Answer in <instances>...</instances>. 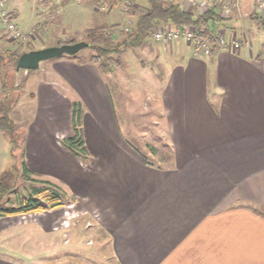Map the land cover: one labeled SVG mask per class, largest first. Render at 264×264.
Masks as SVG:
<instances>
[{"label": "crops", "instance_id": "crops-1", "mask_svg": "<svg viewBox=\"0 0 264 264\" xmlns=\"http://www.w3.org/2000/svg\"><path fill=\"white\" fill-rule=\"evenodd\" d=\"M134 2L138 11L146 9ZM6 3L19 28L28 13L24 31L44 26L43 35L51 38L60 29L110 27L116 17L134 22L120 4L100 13L88 0H31L29 8L18 0ZM75 18L86 22L75 24ZM173 48L164 52L178 63L157 99L168 167L153 165L127 137L106 76L90 57L60 60L35 74L33 118L22 127L24 160L75 198L36 215L44 228L49 224L50 235L74 227L80 230L71 240L84 233L87 244L96 238L98 261L108 251L119 264H264V44L238 53L217 47L202 57L184 41ZM74 102L84 110L82 128L93 157L88 165L62 145L71 135ZM6 138L0 129V174ZM10 261L0 258V264H16Z\"/></svg>", "mask_w": 264, "mask_h": 264}, {"label": "rangeland", "instance_id": "rangeland-1", "mask_svg": "<svg viewBox=\"0 0 264 264\" xmlns=\"http://www.w3.org/2000/svg\"><path fill=\"white\" fill-rule=\"evenodd\" d=\"M18 1L23 2L25 7L29 8L31 0ZM177 1L181 2L187 9L195 8L184 4L181 0ZM74 2L75 4H83L87 0H74ZM89 2L91 1L88 0ZM140 2L143 6H147V0H140ZM260 4L262 3L259 0H249V2L243 3L235 0L226 4H215L220 11L223 8L230 7L229 15L226 18L228 22L224 25L223 29H220V34H225L226 38L235 39L236 42H239L241 50H250L255 45L264 44V10L259 12ZM114 5L119 6L117 3ZM112 7L113 5L109 6V9L105 12L96 9L100 13H108ZM119 7L120 10H124L123 4H120ZM28 16L29 14L27 13L26 17H23L24 22L20 26L21 31L27 34L29 32L24 31V29L29 25ZM45 21L43 20V22ZM19 22L22 24L21 19ZM73 22L75 24H82L86 22V19L75 18ZM110 24L111 26H120L116 32L114 31L115 38L119 41L124 39L126 33L130 32L132 28V25L122 17L112 19V23ZM44 29L46 28L42 26V29L30 31V33L33 32V35L25 43L17 40L14 41L0 26V54L7 49L15 51L17 54H24L29 48L40 50L52 47L51 43L53 46H57L59 42L74 41L77 43L87 41L86 32L82 30L74 31V29L73 32H63L61 29L55 30L54 32L56 33L51 38L49 34L43 35ZM121 31H123L122 34ZM173 45L177 49V42L173 44H160L153 38L140 51L132 49L124 53L122 56L123 67L105 78L113 97L117 118L123 124V130L127 127V131H129L127 132V137L131 139L133 145L138 147L140 151L149 154L148 159L153 165L161 168L169 166L170 151L160 133L161 109L157 99L161 92L163 81L168 78L172 71L171 69L178 63L176 59L172 63V58L167 60L169 54L164 52L167 46ZM189 46L192 47V45ZM91 55L92 52L89 49H85L76 55V57L83 60L91 57ZM60 60L76 62L74 57L65 56L42 62L40 68L36 71H15L8 64H5L0 70V105H10L9 115L15 122L16 127L18 126L17 136L19 145L18 150L12 156L11 144L8 138H6L4 150H6L7 158L3 160L6 161L5 170L12 166L18 169L17 192L23 195L25 194L23 187L28 185V183L23 180V177H20L21 166L24 160L22 155L24 151V131L22 127L27 126L33 118V114H31L33 111L31 110L32 101L29 97L32 91V80L35 74H41L40 72L44 67L50 66V64H54ZM165 66L167 68L170 67L169 71ZM6 90H9L10 93ZM147 145H149V148H147ZM33 178L45 180L36 174L33 175ZM55 184L61 186L68 193L65 186L59 183ZM68 196L69 199H73L75 202V198L70 193H68ZM39 218L36 214H30L5 218L11 220L0 219V258H10V262L16 264H119L117 260L113 261L111 259V254L108 251L106 252L105 260L98 261L96 257L102 253L101 247L95 241L96 238H92L93 240H90L87 244L90 238L87 233H84L82 238L71 240V233L80 230V228L63 229L57 234L53 233L50 235L49 228H47L49 224L47 223V227L44 228ZM73 224L74 226H78L79 223H70L71 226ZM65 231L69 236H64Z\"/></svg>", "mask_w": 264, "mask_h": 264}, {"label": "trees", "instance_id": "trees-1", "mask_svg": "<svg viewBox=\"0 0 264 264\" xmlns=\"http://www.w3.org/2000/svg\"><path fill=\"white\" fill-rule=\"evenodd\" d=\"M134 1L132 0L133 3H135ZM127 15L134 22L130 32H127L124 39L120 41L115 38V32L120 26H100L86 31V42L90 45L88 49L92 52L89 62L97 66L104 76L112 75L123 67V54L132 49L138 51L143 49L147 42L153 40L154 33L159 27L167 26L180 31L195 29L198 31V37L210 39L213 50H216L220 29H223L228 22V19L221 16V11L216 6L201 13L198 8H185L177 0H147L145 10L138 11L131 8ZM11 20L15 22L12 17ZM74 43V41L59 42L57 46ZM30 51L33 49L29 48L27 52ZM22 54H17L9 49L5 50L0 54V70L5 64H8L17 71V61ZM74 59L83 63V60L76 56ZM8 96L6 97L8 98ZM9 111V104L0 105V129L8 138L11 144V153L14 156L19 148L18 126L16 127L15 122L11 119ZM83 117L82 104L74 102L72 104L71 135L62 141V145L85 165H88L92 162L93 157L85 142L82 128ZM22 155L24 159V151ZM18 174V169L12 166L0 175V219L46 213L63 209L74 202L73 199H69L68 193L58 184L33 178L35 173L30 170L25 160L21 166L20 177H23L28 185L23 187L25 194H20L17 192Z\"/></svg>", "mask_w": 264, "mask_h": 264}, {"label": "built area", "instance_id": "built-area-1", "mask_svg": "<svg viewBox=\"0 0 264 264\" xmlns=\"http://www.w3.org/2000/svg\"><path fill=\"white\" fill-rule=\"evenodd\" d=\"M96 3L98 11L105 12L109 9V6L113 4H123L124 12L133 8L135 5L132 0H89ZM186 5L198 8L201 13L215 7V4L209 0H181ZM260 4L259 12L264 10V0H259ZM185 5V6H186ZM230 7L223 8L221 10V16L226 19L229 15ZM0 26L6 31V33L15 41L28 42V39L32 37L33 32L27 34L21 31L16 22L11 20L10 12L7 9L6 0H0ZM198 31L195 29H189L186 31L176 30L172 27H159L154 33V40L160 44H173L175 42L184 41L189 45H192L193 55L195 57H202L209 53L213 49V44L210 39H202L197 35ZM225 34H219L218 36V48L229 49L230 51L239 52L241 45L236 42L235 39H229L224 36ZM248 46V45H247ZM246 46V47H247Z\"/></svg>", "mask_w": 264, "mask_h": 264}, {"label": "water", "instance_id": "water-1", "mask_svg": "<svg viewBox=\"0 0 264 264\" xmlns=\"http://www.w3.org/2000/svg\"><path fill=\"white\" fill-rule=\"evenodd\" d=\"M88 48H90V45L87 42H77L74 44H64L62 46H52L26 52L19 57L16 70L27 72L36 71L40 68L42 62L65 56L74 57Z\"/></svg>", "mask_w": 264, "mask_h": 264}]
</instances>
